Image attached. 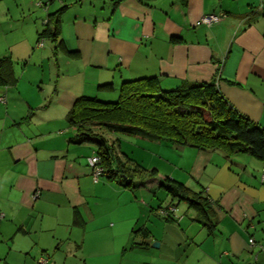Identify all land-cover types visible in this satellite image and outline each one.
Instances as JSON below:
<instances>
[{
    "label": "crops",
    "instance_id": "crops-1",
    "mask_svg": "<svg viewBox=\"0 0 264 264\" xmlns=\"http://www.w3.org/2000/svg\"><path fill=\"white\" fill-rule=\"evenodd\" d=\"M57 5L52 11L44 5L46 17L63 7L59 40L66 50L55 49L53 42L54 82L22 89L15 79L0 86L6 104L0 115V242L10 240L0 260L10 264L15 252L13 264H42L65 239L84 264L117 250L122 259L132 257L119 264H264L263 161L252 157L258 164L244 165L248 176H242L225 159L210 164L223 151L193 147L190 172L201 186H186L206 196L213 226L203 224L204 231L188 236L183 216L165 215L154 228L132 206L138 199L127 188L161 186L162 177L132 186L115 177L94 182L79 158L90 148L69 139L77 129L68 122L80 96L115 100L123 81L156 77L163 89L214 81L231 106L264 127V0H59ZM210 13L222 14V20L199 23ZM106 189L115 193L114 206L105 202ZM87 233L95 239L87 242Z\"/></svg>",
    "mask_w": 264,
    "mask_h": 264
},
{
    "label": "trees",
    "instance_id": "trees-1",
    "mask_svg": "<svg viewBox=\"0 0 264 264\" xmlns=\"http://www.w3.org/2000/svg\"><path fill=\"white\" fill-rule=\"evenodd\" d=\"M62 12L63 7L48 13L43 29L38 31L37 42L49 38L56 43L55 49L66 50L59 40ZM14 81L12 61L9 57L0 58V86ZM68 122L77 129L69 139L77 144H94L93 151L100 156L104 167L103 176L118 178L126 186L142 182L145 178L137 181V176L146 172V168L128 156L125 162L119 160L112 144L95 127L155 141L169 140L177 145L219 149L227 154L247 153L264 162V127L231 106L214 81L163 89L156 77L125 80L115 100L95 96L77 98L69 111ZM148 175L157 178V169L153 168ZM160 180L170 196L186 200L204 218L198 221L212 229L207 219L211 208L201 191L194 192L168 176ZM143 230L147 235L148 230Z\"/></svg>",
    "mask_w": 264,
    "mask_h": 264
},
{
    "label": "rangeland",
    "instance_id": "rangeland-1",
    "mask_svg": "<svg viewBox=\"0 0 264 264\" xmlns=\"http://www.w3.org/2000/svg\"><path fill=\"white\" fill-rule=\"evenodd\" d=\"M58 2L59 0H55L52 4H46L48 3L46 0H0V58H10L15 79L18 81V87L22 89L27 88L32 82L38 83L40 81L39 83L43 84L54 82L56 66L55 58L51 54L54 43L49 38H43L41 40L44 41V46L37 47V43H39L37 42V32L43 29L44 20H46V6L44 5H47L48 8L50 7V11H52L58 6ZM32 52H37V54H33ZM41 52H44L43 55ZM45 52L49 54L46 55ZM0 90L3 92L4 88L0 87ZM5 105L6 104L4 102L2 103L0 100V115L4 113ZM74 130L75 128L71 133L74 134ZM94 130L102 133L107 138L112 144L116 155L119 156V160H121V158L124 159V156L121 154L122 152L128 156L132 162L141 163L146 167L147 171L139 174L140 176L137 177V181H142V177H144L145 180L151 179L152 177L148 175L149 171L153 168H157L158 176L160 177L169 176V178L171 177V179H175L185 186L188 185L191 188L195 187V190L200 188L199 186L201 185L193 179L194 177L190 172V165L195 162L194 156H192L194 155L195 148L192 146L177 145L169 140L155 141L135 135L113 133L98 127H95ZM84 145L89 146L90 154L85 153L81 155L80 153L79 158L87 163V158L93 154V150L96 148L92 143H85ZM208 150L213 151L218 149ZM252 157V155L246 153L245 155H239L238 153L227 154L226 152H221L220 154L213 155L214 160L211 161L210 164L217 165L215 160L218 158L225 159V161H223L225 165L233 163L240 175L248 176L247 168H245L244 165H250V168H253V165L256 167L258 164L256 159H252ZM238 163H241V165ZM218 166H221V164H218ZM100 179L105 180L102 177ZM127 189L132 196L133 194L137 196L138 201H134L132 206L140 211V219L142 222L145 221L156 228L158 225L157 221H161V218L165 216L161 209H157V206L162 205V209L166 210V207L171 205V207L167 209H171L170 213H175L176 220L179 219L180 216L184 217L186 222L185 226L188 227V230L184 224H180L183 226L188 236L192 233L197 234L199 230H205V228L202 227L203 223L200 222L199 224L198 222V219L201 218L197 215L196 210L191 207L186 200L179 199V196H170L166 189L163 186H159L158 183L154 182L147 186L143 185ZM132 189L135 191H132ZM106 194L108 198L105 199V202H111L109 205L114 206L113 203L114 200H116L115 193H112L110 189H106ZM126 194L127 193L123 196ZM170 213L166 216L171 218L172 216ZM178 223V221H175L174 224L178 225ZM161 229L156 231L159 233L162 231ZM87 234V242H91L95 239V236H90L89 233ZM9 241L10 240L7 239L3 243L0 242L1 258L7 254L8 247L10 246ZM70 245H72L70 241L65 239L61 240L55 252L49 251V255H51L50 258L57 264H84L83 257L80 259L77 255L78 252H74V246L71 247ZM52 253L55 259L52 257ZM85 254L88 255V251H85ZM14 255H16V253L12 252L10 264H13L15 261ZM44 258L50 260L46 255ZM104 259L105 258L100 259L98 257L91 258L89 261L86 260V264H119L121 261L124 263L127 259H132V257L131 253H129L127 257L122 259L120 251L117 250L107 255V259ZM0 264L4 263L0 260Z\"/></svg>",
    "mask_w": 264,
    "mask_h": 264
},
{
    "label": "built area",
    "instance_id": "built-area-1",
    "mask_svg": "<svg viewBox=\"0 0 264 264\" xmlns=\"http://www.w3.org/2000/svg\"><path fill=\"white\" fill-rule=\"evenodd\" d=\"M222 17H223L222 14H217V13L205 14L199 19V23L210 25L212 23L222 20ZM38 45L42 46L43 41L40 40ZM3 99L4 98H0L1 101H4ZM87 164H88V167L90 168V175L92 177V180L94 182H98V180L103 176V173H104V167L101 163L100 156L97 153L93 152V154L87 158ZM161 211H163L164 215H168L171 212V209H166V210L161 209ZM249 243L254 244L253 238L249 239ZM40 262L42 264H45L46 259L41 258Z\"/></svg>",
    "mask_w": 264,
    "mask_h": 264
},
{
    "label": "water",
    "instance_id": "water-1",
    "mask_svg": "<svg viewBox=\"0 0 264 264\" xmlns=\"http://www.w3.org/2000/svg\"><path fill=\"white\" fill-rule=\"evenodd\" d=\"M153 245H155V246H156V245H158V244L155 242V243H153Z\"/></svg>",
    "mask_w": 264,
    "mask_h": 264
}]
</instances>
